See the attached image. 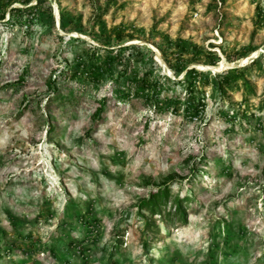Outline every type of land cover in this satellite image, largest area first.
<instances>
[{"label": "rangeland", "instance_id": "374dc122", "mask_svg": "<svg viewBox=\"0 0 264 264\" xmlns=\"http://www.w3.org/2000/svg\"><path fill=\"white\" fill-rule=\"evenodd\" d=\"M46 1L52 21L10 26L9 8L0 21V264H264V0ZM118 28L133 34L118 47L141 48L139 74L183 78L164 57L178 64L177 38L217 55L214 66L203 56L187 66L209 73L198 117L119 99L116 81L133 75L120 66L97 89L70 78V67L95 62L96 36ZM255 59L247 82L219 89L215 75ZM166 86L161 98L183 97ZM163 185L187 198L186 222L156 217L146 231L136 206Z\"/></svg>", "mask_w": 264, "mask_h": 264}, {"label": "trees", "instance_id": "16d2710c", "mask_svg": "<svg viewBox=\"0 0 264 264\" xmlns=\"http://www.w3.org/2000/svg\"><path fill=\"white\" fill-rule=\"evenodd\" d=\"M31 0H0V21L5 18L6 10H8L7 22L10 26H22L26 25L29 29L34 23H41L44 16L49 17L52 21V13L49 4L46 0H40L34 5L26 8L11 7L14 3L21 5H28ZM259 9V8H258ZM98 11V10H97ZM106 11V10H105ZM262 11L259 9V12ZM104 10H99L95 16V20L100 22L102 19ZM61 27L63 30L67 29V19L65 14H60ZM66 19V20H65ZM77 31H82V26L79 22L72 24V27ZM114 37L110 35L96 36V41L102 47L90 46L91 57L95 62L81 61L79 64L70 67V78H79L83 83L82 85L90 84V87L97 89L99 84L104 81L103 71L110 66L122 67L121 75L124 77L133 73L131 76H127L129 84L122 86L116 81V95L121 100H131L133 98H142L146 107H151L155 112H162L171 108L172 112L179 113L181 110L184 112V116L188 118H196L205 108V98L203 92L200 90L199 81L202 76L206 77L205 81H209V73L198 71L195 68L187 69L188 64L192 60H197L198 57L205 61V64L214 66L218 61L217 55L212 51H206L202 46L189 43L186 40L177 38L174 41H170L173 49L172 59L177 61L178 64H173L171 59L166 56V62L168 67L173 71L175 77L185 70L183 78L179 80H173L165 75H161V78L154 76L153 71L145 69L140 74L135 68V65L142 63V51L138 45L130 44L124 47H118L119 44L133 40V34H125L120 28L114 32ZM60 38V37H59ZM169 41V40H168ZM105 52V59L99 60L97 53L99 51ZM127 54L125 55V53ZM191 58L183 61V55L190 54ZM242 57V56H241ZM230 59V58H228ZM152 65L154 64L150 59ZM260 63V59H255L250 65L241 69L234 68L227 70L226 72L215 75L219 78L217 85L220 90L224 87H229L233 83H236L237 78H242L244 82H247L245 75L251 68ZM61 75L66 77L67 72H61ZM167 84L172 86L181 85L183 87V97H177L172 99L161 98L160 95L163 90H170ZM174 89V88H173ZM56 91V89H54ZM105 99L101 100L96 112L94 114V120H98L103 112ZM187 198L180 196H171L170 189L163 185L158 189L155 194L148 196L146 199H142L136 206L137 215H139L143 222L146 231L155 228L154 219L158 217L163 224L176 225L178 223H185L187 217ZM174 207L173 211H170V207ZM169 207V208H168ZM80 220L87 226V230H90L88 226L92 222L89 215L83 214ZM15 226V225H14ZM27 237V236H26ZM146 246V242H144ZM70 244H73L70 241ZM29 255V250L22 249L21 253ZM80 254L84 256V249L80 251ZM24 262V261H23ZM22 262V264H23Z\"/></svg>", "mask_w": 264, "mask_h": 264}]
</instances>
